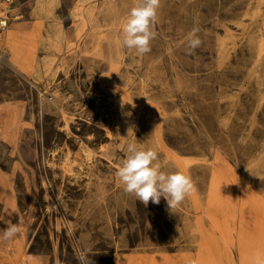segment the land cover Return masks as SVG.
<instances>
[{"label": "rangeland", "instance_id": "rangeland-1", "mask_svg": "<svg viewBox=\"0 0 264 264\" xmlns=\"http://www.w3.org/2000/svg\"><path fill=\"white\" fill-rule=\"evenodd\" d=\"M131 6L0 0V264H264V0H162L143 56ZM129 142L192 177L173 212L123 192Z\"/></svg>", "mask_w": 264, "mask_h": 264}, {"label": "clouds", "instance_id": "clouds-1", "mask_svg": "<svg viewBox=\"0 0 264 264\" xmlns=\"http://www.w3.org/2000/svg\"><path fill=\"white\" fill-rule=\"evenodd\" d=\"M162 0H132L125 20L121 26V45L137 55L151 51V42L156 38V26L159 22V10ZM200 29L193 27L185 37L188 54H193L202 44ZM130 115V114H129ZM124 158L115 173L123 192L134 196L147 206L149 201L158 205L163 198L170 211H174L195 191L190 175L176 170L166 172L159 163L158 151L152 147H138L136 142L127 143ZM23 224L8 222V227L0 230V243L14 240L21 232ZM79 264H92L85 252L77 255Z\"/></svg>", "mask_w": 264, "mask_h": 264}, {"label": "bare ground", "instance_id": "bare-ground-1", "mask_svg": "<svg viewBox=\"0 0 264 264\" xmlns=\"http://www.w3.org/2000/svg\"><path fill=\"white\" fill-rule=\"evenodd\" d=\"M1 4H2L4 7H6L4 3H1ZM3 9H4V8H3ZM7 22H8L7 20L2 19L1 22H0V27H1L2 29H6V27H7V25H8ZM11 34H12V33H11ZM58 196H59V195H58ZM233 249H235V246H233Z\"/></svg>", "mask_w": 264, "mask_h": 264}]
</instances>
